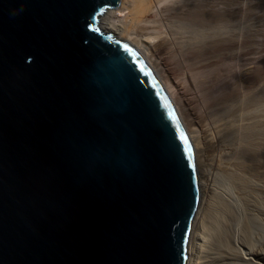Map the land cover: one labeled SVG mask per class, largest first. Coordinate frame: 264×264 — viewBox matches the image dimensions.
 I'll return each instance as SVG.
<instances>
[{
  "label": "water",
  "instance_id": "obj_1",
  "mask_svg": "<svg viewBox=\"0 0 264 264\" xmlns=\"http://www.w3.org/2000/svg\"><path fill=\"white\" fill-rule=\"evenodd\" d=\"M118 4L0 0V264H185L194 148Z\"/></svg>",
  "mask_w": 264,
  "mask_h": 264
},
{
  "label": "bare ground",
  "instance_id": "obj_2",
  "mask_svg": "<svg viewBox=\"0 0 264 264\" xmlns=\"http://www.w3.org/2000/svg\"><path fill=\"white\" fill-rule=\"evenodd\" d=\"M100 18L153 72L192 143L185 264H264V0H118Z\"/></svg>",
  "mask_w": 264,
  "mask_h": 264
},
{
  "label": "snow or ice",
  "instance_id": "obj_3",
  "mask_svg": "<svg viewBox=\"0 0 264 264\" xmlns=\"http://www.w3.org/2000/svg\"><path fill=\"white\" fill-rule=\"evenodd\" d=\"M127 50V49H126Z\"/></svg>",
  "mask_w": 264,
  "mask_h": 264
}]
</instances>
